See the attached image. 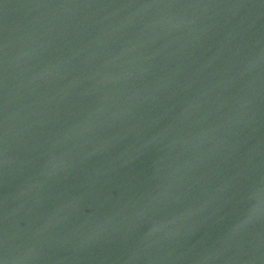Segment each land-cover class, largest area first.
Wrapping results in <instances>:
<instances>
[{"label":"water","instance_id":"obj_1","mask_svg":"<svg viewBox=\"0 0 264 264\" xmlns=\"http://www.w3.org/2000/svg\"><path fill=\"white\" fill-rule=\"evenodd\" d=\"M0 264H264V0H0Z\"/></svg>","mask_w":264,"mask_h":264}]
</instances>
